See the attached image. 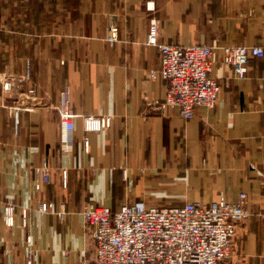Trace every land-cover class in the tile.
<instances>
[{"label": "crops", "instance_id": "obj_1", "mask_svg": "<svg viewBox=\"0 0 264 264\" xmlns=\"http://www.w3.org/2000/svg\"><path fill=\"white\" fill-rule=\"evenodd\" d=\"M147 2L0 0V264H92L86 209L116 212L139 200L210 205L241 194L251 216L238 225L225 264H264V58L249 62L245 79L223 61L226 47H264V0H156L154 10ZM152 20L161 43L213 48L218 102L197 107L192 120L164 106L169 83L150 77L161 68L159 50L147 44ZM113 27L118 38L110 44ZM27 62L31 80L18 84ZM64 92L76 116L69 153L59 144ZM88 116L110 117L111 127L87 132ZM45 160L51 182L37 191ZM41 202L56 211L65 204L64 218L40 214Z\"/></svg>", "mask_w": 264, "mask_h": 264}, {"label": "built area", "instance_id": "obj_2", "mask_svg": "<svg viewBox=\"0 0 264 264\" xmlns=\"http://www.w3.org/2000/svg\"><path fill=\"white\" fill-rule=\"evenodd\" d=\"M149 10L156 0H147ZM118 29L109 30L107 41L114 44ZM156 47L161 57V68L150 73L153 80L169 83L164 106L176 109L180 117L192 120L197 107L212 109L218 102L221 91L213 70V48L208 45L176 46L159 41V24L152 20L148 41ZM223 61L232 67L239 79H245L248 64L252 59L264 58V47H226ZM31 80V65L27 62L18 84ZM5 91L12 89L11 81L2 79ZM29 90L28 95L34 94ZM59 144L62 153H69L74 146L75 118L70 108L68 92L61 97L59 107ZM15 133L20 127V110L12 113ZM110 117H85L87 132H101L111 127ZM89 142L86 140V148ZM35 189L41 191L42 183L51 182V166L45 160L36 168ZM67 183V172L64 171ZM247 195L241 194L235 202L225 198L206 205L189 202L183 206H150L143 200L126 202L119 211L112 212L101 207L86 209L82 214L86 226L91 230L95 244L92 264H225L232 256L238 225L251 214L247 208ZM14 205L4 208L5 223L14 225ZM40 214L56 213L60 219L66 214L65 204L56 211L53 203L41 202ZM264 218V205L260 214ZM28 211H22V225L28 227ZM30 241V238H28ZM91 264V263H86Z\"/></svg>", "mask_w": 264, "mask_h": 264}]
</instances>
